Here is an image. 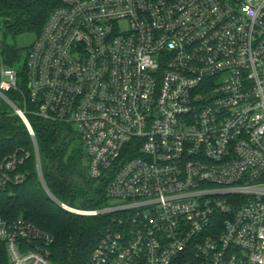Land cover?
<instances>
[{
    "label": "built area",
    "instance_id": "obj_1",
    "mask_svg": "<svg viewBox=\"0 0 264 264\" xmlns=\"http://www.w3.org/2000/svg\"><path fill=\"white\" fill-rule=\"evenodd\" d=\"M20 72L0 98L44 187L29 116L74 130L107 183L100 209L60 203L109 217L90 264H264V0H63ZM29 158L0 160V193ZM53 243L0 212V264H54Z\"/></svg>",
    "mask_w": 264,
    "mask_h": 264
},
{
    "label": "trees",
    "instance_id": "obj_2",
    "mask_svg": "<svg viewBox=\"0 0 264 264\" xmlns=\"http://www.w3.org/2000/svg\"><path fill=\"white\" fill-rule=\"evenodd\" d=\"M62 4L63 0H0V68L19 69L20 76L24 77L25 62L32 45L21 48L16 40L26 35L37 39L51 13ZM6 95L22 107L19 95L15 92ZM29 120L36 134L46 188L35 170V149L26 125L13 111L0 109V160L16 150L30 154L23 167L28 171L26 181L0 193V212L8 220L22 217L51 233L54 237L51 247L54 264H90L109 224V217L72 214L58 206L47 190L70 207L95 210L106 204L107 183L90 178L87 155L81 137L74 130L34 116H29ZM61 129L67 134H62ZM70 133L77 140L72 148L68 142ZM92 185L96 186V191L90 196L88 191ZM76 204L79 207H74Z\"/></svg>",
    "mask_w": 264,
    "mask_h": 264
},
{
    "label": "rangeland",
    "instance_id": "obj_3",
    "mask_svg": "<svg viewBox=\"0 0 264 264\" xmlns=\"http://www.w3.org/2000/svg\"><path fill=\"white\" fill-rule=\"evenodd\" d=\"M35 40H36V37L35 36H33V35H26V36H23V37H20V38H18L17 40H16V44L19 46V47H21V48H30L31 47V45L35 42ZM10 42H13L12 40H9ZM0 109L2 110V111H8V112H10V111H13V109H12V107L5 101V100H3L2 98H0ZM62 131V134H64L65 135V133H66V130L65 129H61ZM67 134V133H66ZM77 140H76V138H75V136L73 135V133H70V136L68 137V142H71V145H70V147L72 148L73 147V145H75L77 142H76ZM69 147V148H70ZM70 148V149H71ZM94 191H96V186L95 185H92V186H90V190L88 191V194L91 196V195H93L94 193ZM51 198V197H50ZM52 199V198H51ZM53 200V199H52ZM54 201V200H53ZM58 206H60L62 209H64L62 206H61V204H58L56 201H54ZM60 202V201H59ZM61 203V202H60ZM63 204H65V203H63ZM67 205V204H66ZM74 207H79L77 204L76 205H74ZM65 210V209H64Z\"/></svg>",
    "mask_w": 264,
    "mask_h": 264
},
{
    "label": "water",
    "instance_id": "obj_4",
    "mask_svg": "<svg viewBox=\"0 0 264 264\" xmlns=\"http://www.w3.org/2000/svg\"><path fill=\"white\" fill-rule=\"evenodd\" d=\"M49 192V191H48ZM52 195H50V197H51ZM54 201H56L58 204H60V202L54 197V196H52L51 197Z\"/></svg>",
    "mask_w": 264,
    "mask_h": 264
}]
</instances>
